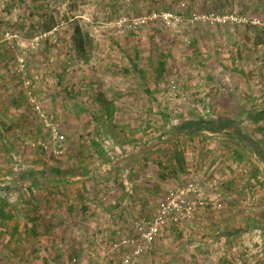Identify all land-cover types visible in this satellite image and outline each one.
Wrapping results in <instances>:
<instances>
[{
  "label": "rangeland",
  "instance_id": "rangeland-1",
  "mask_svg": "<svg viewBox=\"0 0 264 264\" xmlns=\"http://www.w3.org/2000/svg\"><path fill=\"white\" fill-rule=\"evenodd\" d=\"M0 118V264H264V0H0Z\"/></svg>",
  "mask_w": 264,
  "mask_h": 264
},
{
  "label": "built area",
  "instance_id": "built-area-1",
  "mask_svg": "<svg viewBox=\"0 0 264 264\" xmlns=\"http://www.w3.org/2000/svg\"><path fill=\"white\" fill-rule=\"evenodd\" d=\"M172 18L167 14H157L152 12L145 18L137 19L132 22V27L146 25L147 22L160 21L168 24ZM61 140V137L59 138ZM187 192H195L192 186H189ZM194 208L191 203L183 196V192L169 190L165 197L159 202L156 212L147 218H142L134 223V236L121 241L120 248H128L132 259H138L143 256H149L155 238L161 230L168 224L175 223L188 218ZM129 256H122V264H131Z\"/></svg>",
  "mask_w": 264,
  "mask_h": 264
},
{
  "label": "trees",
  "instance_id": "trees-1",
  "mask_svg": "<svg viewBox=\"0 0 264 264\" xmlns=\"http://www.w3.org/2000/svg\"><path fill=\"white\" fill-rule=\"evenodd\" d=\"M72 45L76 56L84 62L89 61L91 53V39L87 33H83L79 27H75L71 36ZM137 66H134L136 71Z\"/></svg>",
  "mask_w": 264,
  "mask_h": 264
},
{
  "label": "crops",
  "instance_id": "crops-1",
  "mask_svg": "<svg viewBox=\"0 0 264 264\" xmlns=\"http://www.w3.org/2000/svg\"><path fill=\"white\" fill-rule=\"evenodd\" d=\"M20 117H21V116H20ZM17 119H18V118H17ZM17 119H13V121H12L13 124L17 121ZM0 122H3L2 118H0ZM13 124H12V125H13ZM9 125H11V124H9ZM71 179H73V178H71Z\"/></svg>",
  "mask_w": 264,
  "mask_h": 264
}]
</instances>
